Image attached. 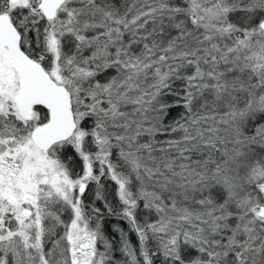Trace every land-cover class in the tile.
I'll return each instance as SVG.
<instances>
[{"label":"snow or ice","instance_id":"1","mask_svg":"<svg viewBox=\"0 0 264 264\" xmlns=\"http://www.w3.org/2000/svg\"><path fill=\"white\" fill-rule=\"evenodd\" d=\"M0 264H264V0H0Z\"/></svg>","mask_w":264,"mask_h":264},{"label":"trees","instance_id":"2","mask_svg":"<svg viewBox=\"0 0 264 264\" xmlns=\"http://www.w3.org/2000/svg\"><path fill=\"white\" fill-rule=\"evenodd\" d=\"M135 238H133V240H134Z\"/></svg>","mask_w":264,"mask_h":264}]
</instances>
